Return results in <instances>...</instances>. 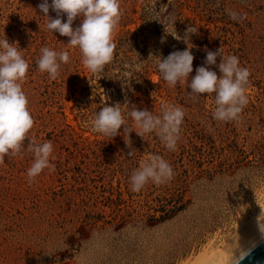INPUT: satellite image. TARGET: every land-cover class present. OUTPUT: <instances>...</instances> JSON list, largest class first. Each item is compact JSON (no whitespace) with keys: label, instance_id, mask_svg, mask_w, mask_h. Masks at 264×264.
<instances>
[{"label":"rangeland","instance_id":"obj_1","mask_svg":"<svg viewBox=\"0 0 264 264\" xmlns=\"http://www.w3.org/2000/svg\"><path fill=\"white\" fill-rule=\"evenodd\" d=\"M42 2L0 0V39L29 65L22 85L34 120L29 138L50 141L54 157L31 184L32 153L0 163V264H183L219 248L264 204V0H119L114 59L97 77L68 37L46 28ZM229 11L246 19L233 21ZM48 16L56 13L49 8ZM189 25L199 29L191 36L193 72L169 87L158 58L187 48L170 34L183 36ZM44 47L69 53L56 80L38 70ZM220 48L250 72L239 122L215 121L213 96H189L205 50ZM211 70L220 77L217 66ZM166 104L185 113L175 151L155 133L137 136L128 115L133 105L160 115ZM107 105H119L133 128L131 147L123 126L112 139L90 130L89 119ZM153 154L171 165L173 178L131 191L132 173Z\"/></svg>","mask_w":264,"mask_h":264},{"label":"clouds","instance_id":"obj_2","mask_svg":"<svg viewBox=\"0 0 264 264\" xmlns=\"http://www.w3.org/2000/svg\"><path fill=\"white\" fill-rule=\"evenodd\" d=\"M39 10L44 13L46 28L52 33L68 37L67 46L78 48L82 57V64L93 77L104 72L105 66L114 59L117 47L113 39L114 30L121 19L119 0H43L39 4ZM49 8L56 13V18L48 16ZM66 15V22H62V16ZM229 17L233 21H243L246 16L229 11ZM81 18V23L73 29V22ZM194 26H187L183 36L177 34L175 28L171 34L178 41H183L187 48L183 51H173L166 58H158V72L169 87H175L177 83L183 84L189 81L193 72L192 54L193 44L191 36L198 33ZM167 31V29H166ZM163 42V41H162ZM37 60L38 70L46 72L51 80L59 76L61 63H68L67 51H54L48 47L41 50ZM206 51L203 65L196 68V74L188 82L191 89L189 96L194 99L201 95L213 96L215 108L212 118L219 122H239L244 108L248 104L246 86L249 83L250 72L241 67L239 58L235 55H222L221 48L216 51ZM22 52L15 44H10L7 38L0 39V163L5 157L14 158L25 150L34 155V160L27 170V178L31 184L43 170L50 169V157L53 153V145L50 141L37 143L29 138L30 130L34 126V120L27 108L28 100L22 90L26 79L28 63L22 58ZM138 55V54H137ZM151 57V56H150ZM149 57V58H150ZM217 57L220 63L217 65ZM211 66H217L221 73L211 70ZM127 68L128 66L125 65ZM132 73L122 72L123 77H129ZM128 115L134 122L135 133L142 139L146 134L155 133L166 150L175 151L180 140L181 125L184 120V110L181 107L166 104L161 109L160 115L153 114L147 109L138 110L135 105L131 107ZM93 133L102 134L110 139L121 135L123 126V138L126 145L131 147L129 135L134 130L124 118L119 105L102 106L87 122ZM25 140L28 141L25 148ZM133 149L128 156H134ZM173 178L171 165L160 155H149L146 160L140 162L139 167L132 173L129 183L130 190L139 192L149 182L160 185ZM264 211L257 218L260 232V240L264 241ZM251 247L240 248L239 254L234 255L231 264H240L246 256L250 255Z\"/></svg>","mask_w":264,"mask_h":264},{"label":"bare ground","instance_id":"obj_3","mask_svg":"<svg viewBox=\"0 0 264 264\" xmlns=\"http://www.w3.org/2000/svg\"><path fill=\"white\" fill-rule=\"evenodd\" d=\"M261 211H264V204L255 215L252 214L253 216L250 217L248 222L241 224L233 234L228 236L219 248L209 249L194 261L189 260L183 264H231L234 255L239 254L240 248H248L252 246L253 242H258L256 245L261 242L257 225V218L260 216Z\"/></svg>","mask_w":264,"mask_h":264},{"label":"water","instance_id":"obj_4","mask_svg":"<svg viewBox=\"0 0 264 264\" xmlns=\"http://www.w3.org/2000/svg\"><path fill=\"white\" fill-rule=\"evenodd\" d=\"M240 264H264V241L256 245Z\"/></svg>","mask_w":264,"mask_h":264}]
</instances>
